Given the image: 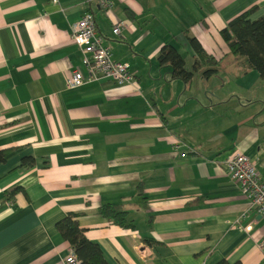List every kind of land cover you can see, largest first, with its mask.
<instances>
[{"label": "crops", "instance_id": "1", "mask_svg": "<svg viewBox=\"0 0 264 264\" xmlns=\"http://www.w3.org/2000/svg\"><path fill=\"white\" fill-rule=\"evenodd\" d=\"M254 5L252 19L264 0H0V264H64L55 223L70 212L108 264H264V214L223 163L243 151L264 180V75L225 56L219 33ZM88 10L133 81L66 85L85 71L71 34ZM188 35L219 59L190 83L157 59L169 43L193 69ZM105 203L133 226L100 214Z\"/></svg>", "mask_w": 264, "mask_h": 264}, {"label": "trees", "instance_id": "2", "mask_svg": "<svg viewBox=\"0 0 264 264\" xmlns=\"http://www.w3.org/2000/svg\"><path fill=\"white\" fill-rule=\"evenodd\" d=\"M255 8V5L251 6L232 17L224 27L219 29V33L229 48V52L225 56L232 55L233 58L240 60L246 69H255L264 75V14L257 18H250ZM187 40L195 53L193 69L185 67L182 53L176 46L169 43L161 46L157 55L158 61L161 64L169 63L172 76L180 77L186 83H190L194 71L200 68L202 64H205L202 69L204 77L214 74L218 70L219 59L208 54L194 36L188 35ZM7 150L8 148L0 149V159H3ZM30 158L32 157H28V159ZM20 188L19 185L12 188L7 192V197H12L11 194ZM98 211L113 223L124 227L133 226L126 221V211L118 204H102ZM55 225L62 237L69 242L79 260L78 264H108L98 243L85 235V229L79 225L77 220V213H67L58 219ZM215 264H240V261H229L223 258Z\"/></svg>", "mask_w": 264, "mask_h": 264}, {"label": "built area", "instance_id": "3", "mask_svg": "<svg viewBox=\"0 0 264 264\" xmlns=\"http://www.w3.org/2000/svg\"><path fill=\"white\" fill-rule=\"evenodd\" d=\"M57 2V0H53ZM105 9H112L114 0H98ZM123 21H117L112 26V32L117 34L123 26ZM72 39L78 45L85 71L71 69L66 78L68 87H76L85 82L108 78L115 83L123 84L134 80V72L128 61L114 59L110 47L104 45L102 36L96 32V21L92 11H86L72 27ZM184 155V153H181ZM229 177L239 185L240 190L247 198L249 210L264 214V180L256 163L243 151L233 150L223 160ZM240 229L250 231L251 225H240ZM259 245H264V239ZM64 264H78L76 254L71 250L65 255Z\"/></svg>", "mask_w": 264, "mask_h": 264}, {"label": "rangeland", "instance_id": "4", "mask_svg": "<svg viewBox=\"0 0 264 264\" xmlns=\"http://www.w3.org/2000/svg\"><path fill=\"white\" fill-rule=\"evenodd\" d=\"M201 72V71H200Z\"/></svg>", "mask_w": 264, "mask_h": 264}]
</instances>
